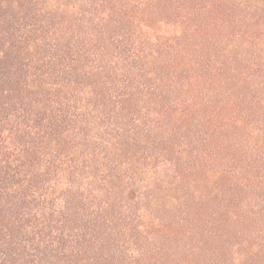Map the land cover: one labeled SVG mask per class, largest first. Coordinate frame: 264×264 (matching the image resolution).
I'll return each mask as SVG.
<instances>
[{"label": "trees", "instance_id": "16d2710c", "mask_svg": "<svg viewBox=\"0 0 264 264\" xmlns=\"http://www.w3.org/2000/svg\"><path fill=\"white\" fill-rule=\"evenodd\" d=\"M0 264H264V0H0Z\"/></svg>", "mask_w": 264, "mask_h": 264}]
</instances>
